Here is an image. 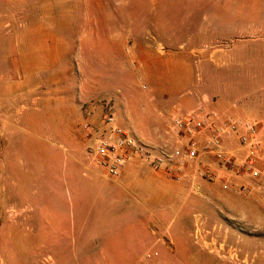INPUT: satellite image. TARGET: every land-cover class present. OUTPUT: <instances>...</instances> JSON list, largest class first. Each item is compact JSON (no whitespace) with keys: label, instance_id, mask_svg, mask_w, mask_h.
I'll list each match as a JSON object with an SVG mask.
<instances>
[{"label":"rangeland","instance_id":"obj_1","mask_svg":"<svg viewBox=\"0 0 264 264\" xmlns=\"http://www.w3.org/2000/svg\"><path fill=\"white\" fill-rule=\"evenodd\" d=\"M12 30L32 33V52ZM221 94L264 101V0H0V264H126L99 256L114 214L91 186L71 198L67 178L78 159L104 172L90 147L109 113L142 140L161 127L166 140L143 141L171 147L183 100ZM211 162V200L151 264H264V181Z\"/></svg>","mask_w":264,"mask_h":264},{"label":"crops","instance_id":"obj_2","mask_svg":"<svg viewBox=\"0 0 264 264\" xmlns=\"http://www.w3.org/2000/svg\"><path fill=\"white\" fill-rule=\"evenodd\" d=\"M11 34L13 39L27 38L28 53L32 52V41L29 40L32 33L29 30L22 31V33L17 30L14 33L12 30ZM227 85L230 87L227 90L241 91L240 88L232 87L236 86L235 84ZM198 98L191 97L189 100L186 98L183 100L184 103L189 101V106L192 108L189 113L201 117L204 113L200 109L205 107V112L216 110L219 120L237 118L256 122L262 128V139H264V113H257L255 108L260 105V108L264 110V101L241 100L235 97H225L223 94L210 98L204 97L200 101H197ZM155 100L162 105L164 101L163 91L160 90V93L155 95ZM126 104H128L126 107L128 109L129 102L127 101ZM160 118H157L158 123H160V120L161 122L166 120ZM136 132H138V129H136ZM167 134V132L161 130V127H156L153 133L150 132L149 135L151 136L146 137L143 135L142 137L148 144L158 146L166 140ZM206 135L207 133H203L201 136ZM172 136H174L172 144H179L181 141L179 136L175 132H172ZM225 142L226 148L235 156L236 163H242L246 159L247 151L240 145L239 138L231 136ZM212 159L211 156L203 157L204 162L207 164ZM78 162L82 164V172H78L74 178H67L70 181L77 182L76 186L74 184L68 186L67 193L71 198L79 199L81 196H86V194L84 195L85 188L91 186L93 191L98 193L96 204L98 212H111L114 214L107 232L102 233V236L110 239V241L103 245V251L99 254L100 257H119V259H126V264H132L150 247H155L161 252L164 245L162 239L165 235L170 236V231H184L189 228L183 223L185 218L182 216L196 212L195 207L191 206L195 199L200 197L211 200L205 188L207 179L197 177L193 180L191 176H187L177 180L168 168H157L149 163H142L139 159L133 158L125 162L118 177H111L102 171L98 173L86 162L83 163L79 159ZM189 162L188 172L191 175L194 163ZM93 164L97 166L95 163ZM257 166L263 168L260 161L257 162ZM221 172H224V174L231 173L227 172V167L221 169ZM237 177V182L241 180L242 182L247 180V182L251 181L253 183L264 181L263 176L254 178L246 170L238 171ZM62 181H64L63 178ZM107 194L110 195L109 198L106 197ZM251 226L253 227V225ZM228 240L226 237L224 243H228ZM171 241L174 242V238L171 237ZM191 242L193 243V241ZM169 245L171 244L169 243ZM241 252V256H244L242 249Z\"/></svg>","mask_w":264,"mask_h":264},{"label":"built area","instance_id":"obj_3","mask_svg":"<svg viewBox=\"0 0 264 264\" xmlns=\"http://www.w3.org/2000/svg\"><path fill=\"white\" fill-rule=\"evenodd\" d=\"M200 110L204 113L201 117L190 114L175 120L174 132L181 141L171 147L148 145L118 125L114 115L109 113L104 119L102 130L93 137L90 154L95 164L112 177H118L125 162L137 157L142 163L168 168L177 180L187 176L193 180L197 177L212 178L215 172L204 162L205 156L215 157L226 166L236 165L239 172L249 171L254 178L264 177V139L260 125L237 118L219 120L216 110L205 112V107ZM203 133L207 135L200 139ZM231 136H237L240 145L247 151L242 163H235L234 155L225 146V139ZM189 161L194 163L191 175L188 172ZM259 161L263 168L257 166ZM158 255V250L150 248L143 255L144 264H151Z\"/></svg>","mask_w":264,"mask_h":264}]
</instances>
